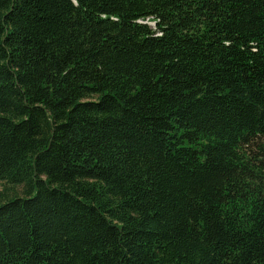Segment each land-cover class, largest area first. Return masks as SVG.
Returning <instances> with one entry per match:
<instances>
[{
    "label": "trees",
    "instance_id": "16d2710c",
    "mask_svg": "<svg viewBox=\"0 0 264 264\" xmlns=\"http://www.w3.org/2000/svg\"><path fill=\"white\" fill-rule=\"evenodd\" d=\"M0 183V264H264V0H0Z\"/></svg>",
    "mask_w": 264,
    "mask_h": 264
},
{
    "label": "rangeland",
    "instance_id": "374dc122",
    "mask_svg": "<svg viewBox=\"0 0 264 264\" xmlns=\"http://www.w3.org/2000/svg\"><path fill=\"white\" fill-rule=\"evenodd\" d=\"M151 25H152V27H154V23L153 22H149ZM1 186H2V184L0 183V189H1Z\"/></svg>",
    "mask_w": 264,
    "mask_h": 264
}]
</instances>
